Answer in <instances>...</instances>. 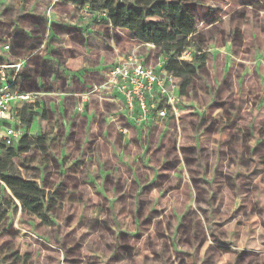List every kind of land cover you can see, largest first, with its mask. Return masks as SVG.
Wrapping results in <instances>:
<instances>
[{"label":"rangeland","instance_id":"1","mask_svg":"<svg viewBox=\"0 0 264 264\" xmlns=\"http://www.w3.org/2000/svg\"><path fill=\"white\" fill-rule=\"evenodd\" d=\"M15 1L0 0V17ZM184 4L205 49L231 50L225 58L209 52L177 119L130 132L118 101L90 85L79 96L98 101V120L114 128L116 147L99 141L74 150L67 166L58 147L41 153L32 142L9 156L17 144L1 145L10 172L44 187L47 210L43 220L22 212L0 180V264H264V0ZM98 16L112 39L103 45L117 60L134 53L150 64L161 56ZM46 114L25 110L18 128L36 140Z\"/></svg>","mask_w":264,"mask_h":264},{"label":"crops","instance_id":"2","mask_svg":"<svg viewBox=\"0 0 264 264\" xmlns=\"http://www.w3.org/2000/svg\"><path fill=\"white\" fill-rule=\"evenodd\" d=\"M179 1L192 19L194 43L207 55L204 67L209 64V52L212 57L222 54L225 58L231 50L229 44L205 49L200 39H195L198 23L193 13L186 9L184 0ZM13 10L10 16L4 13L0 17V64L11 65L5 69L6 75L4 81L0 78V84L9 82L16 90L19 87L18 91L41 95L45 99L39 101L38 106L12 103L11 108L18 109L19 113L18 118L13 119L14 124L20 125L25 110L29 113L44 110L47 114L33 132L37 137H44L40 144L45 150L49 145L58 147L61 156L67 158V166L74 165L77 160L74 150L90 149L99 141L116 147L119 138L116 131L108 123L98 120V101L91 98L87 102L79 96L90 85H100L106 69L117 61L112 48L103 45L107 41L111 45L112 39L101 34L98 14L102 12L60 0H16ZM124 115L130 124V132L145 128L129 119L125 111Z\"/></svg>","mask_w":264,"mask_h":264},{"label":"trees","instance_id":"3","mask_svg":"<svg viewBox=\"0 0 264 264\" xmlns=\"http://www.w3.org/2000/svg\"><path fill=\"white\" fill-rule=\"evenodd\" d=\"M77 7L88 6L91 11L104 12L106 20L115 29L126 30L141 43L159 48L163 69L179 78L180 94H185L192 77L204 67L207 55L194 44V27L190 15L179 0H60ZM189 52L190 60L182 59ZM22 135L16 149H9V156L29 150L32 142L40 148V142ZM3 146L2 143H0ZM5 146V145H4ZM11 170L10 161H0V180L8 187L11 196L21 206V211L41 220L46 217L44 204L46 191L36 179L20 177Z\"/></svg>","mask_w":264,"mask_h":264},{"label":"built area","instance_id":"4","mask_svg":"<svg viewBox=\"0 0 264 264\" xmlns=\"http://www.w3.org/2000/svg\"><path fill=\"white\" fill-rule=\"evenodd\" d=\"M8 48L7 45L4 46ZM11 65L0 64V78L4 81L3 69ZM121 105L129 119L148 128L166 120L177 119L181 111L179 78L163 69V58L155 63H146L134 53L119 59L106 71V79L100 84ZM35 95L13 88V84H0V143L12 146L25 133L13 122L18 118V109L12 103H29ZM126 132V128H124Z\"/></svg>","mask_w":264,"mask_h":264}]
</instances>
